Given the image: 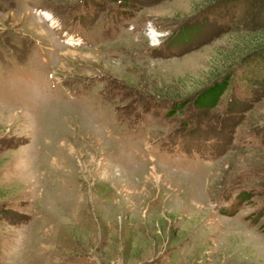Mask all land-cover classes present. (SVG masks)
Instances as JSON below:
<instances>
[{
	"label": "rangeland",
	"instance_id": "rangeland-1",
	"mask_svg": "<svg viewBox=\"0 0 264 264\" xmlns=\"http://www.w3.org/2000/svg\"><path fill=\"white\" fill-rule=\"evenodd\" d=\"M263 43L264 0H0V264H264Z\"/></svg>",
	"mask_w": 264,
	"mask_h": 264
},
{
	"label": "trees",
	"instance_id": "trees-1",
	"mask_svg": "<svg viewBox=\"0 0 264 264\" xmlns=\"http://www.w3.org/2000/svg\"><path fill=\"white\" fill-rule=\"evenodd\" d=\"M252 58L253 61H248L246 63V68L251 66V70H243V72L239 74V77L243 79L246 86H251L252 84L264 85V43L253 51ZM226 87L227 83L223 80L211 83L204 89V92L197 100L200 102L196 101V103L207 106L214 104L218 96L225 90ZM202 100L204 101L203 104Z\"/></svg>",
	"mask_w": 264,
	"mask_h": 264
}]
</instances>
